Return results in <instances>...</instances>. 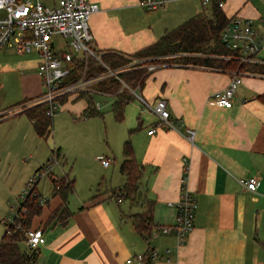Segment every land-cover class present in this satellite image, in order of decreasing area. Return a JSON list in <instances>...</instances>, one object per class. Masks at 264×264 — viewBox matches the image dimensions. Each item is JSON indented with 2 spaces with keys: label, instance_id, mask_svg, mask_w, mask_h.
<instances>
[{
  "label": "crops",
  "instance_id": "1",
  "mask_svg": "<svg viewBox=\"0 0 264 264\" xmlns=\"http://www.w3.org/2000/svg\"><path fill=\"white\" fill-rule=\"evenodd\" d=\"M31 1L55 6L59 0ZM93 1L99 10L90 16L89 24L101 51L134 53L184 21L170 29L142 25L130 13L142 11L138 0ZM263 4L264 0H228L223 10L228 17L250 18L264 35ZM52 42L57 52L68 48V38L55 35ZM257 57L264 59V43ZM38 63L34 50L21 52L11 44L0 47V110L12 109L24 99H36L44 91ZM147 73L142 95L149 101L165 98L180 126L179 130L157 128L150 134L155 115L142 109L132 96L124 106L123 117L132 127L134 155L143 166V194L147 203L153 204L151 235L140 233L130 217L148 204H133L130 199L125 203V197L118 194V203L111 201L126 180L120 171L122 180L117 186L110 183L105 190L80 198V204L73 207L68 199L70 214L63 220H50L62 203L60 195L53 194L52 184L51 198L44 196L47 201L30 226L42 228L46 238L36 248L34 264H126L127 258L138 253H147V264H264V102L259 97L264 94V75L244 72L233 105L227 108L216 105L211 95L228 85L229 71L173 61ZM114 85L112 80L97 82L92 93L68 96L60 109L82 113L88 105L86 96H91L95 108L96 103L102 108L106 100L96 97L116 99L119 93H112ZM133 108L135 112H131ZM187 128L195 130L193 141L187 137ZM47 174L51 179L52 166ZM251 176L259 179L257 192L240 183ZM184 177L197 207L194 228L180 241L173 227L174 204L181 198ZM162 225L172 228L164 232L158 228ZM151 250L158 256H149Z\"/></svg>",
  "mask_w": 264,
  "mask_h": 264
},
{
  "label": "built area",
  "instance_id": "2",
  "mask_svg": "<svg viewBox=\"0 0 264 264\" xmlns=\"http://www.w3.org/2000/svg\"><path fill=\"white\" fill-rule=\"evenodd\" d=\"M176 0H138V5L145 10L165 8ZM205 6L217 4L224 8L228 0H200ZM99 10V4L93 0H59L55 6L43 5L40 1L31 0H0V47L11 44L21 52L36 51L39 56L38 74L44 91L36 97V102L47 104V114L54 115L62 107L63 97L91 92L94 84L104 80H112L118 87L110 92L125 93L135 97L144 110H150L156 117L154 125L148 130L152 134L157 128L179 130L180 126L171 115L168 101L158 98L149 101L142 95V81L133 83L129 76L138 69L152 72L165 62L161 57H143L132 53H124L128 61L112 63L104 59L103 53L96 47L94 36L89 24L90 16ZM68 38V48L57 52L52 42L53 36ZM224 44L239 51L243 61L264 60L257 57L264 43V35L254 28L250 18L234 14L224 26L221 33ZM94 60V61H92ZM94 66V67H92ZM242 81V73L234 72L228 85L221 91L214 92L213 102L221 107H231L238 85ZM99 93H102L99 90ZM101 104L96 103V108ZM187 137L193 141L195 130L187 128ZM58 160V159H57ZM105 166L109 159L102 157ZM39 170L38 177L48 173L51 163ZM32 177L30 182L35 179ZM182 194L174 205L177 209L173 227L180 241H183L194 228V213L197 207L196 198L187 189L185 177L182 181ZM240 183L249 191L257 192L259 179L256 176L240 179ZM59 187V186H58ZM120 200V198H118ZM47 198L41 196L39 202L45 204ZM22 213L17 209L7 220V231L10 226L21 227ZM164 232L170 231L171 225L158 227ZM46 238L40 227H29L24 230V243L31 250L44 244ZM149 256L157 257L158 253L151 250ZM147 253H138L126 259V264H147Z\"/></svg>",
  "mask_w": 264,
  "mask_h": 264
},
{
  "label": "rangeland",
  "instance_id": "3",
  "mask_svg": "<svg viewBox=\"0 0 264 264\" xmlns=\"http://www.w3.org/2000/svg\"><path fill=\"white\" fill-rule=\"evenodd\" d=\"M204 8L200 0H178L158 10L141 8L142 11L130 13L139 24L170 29ZM171 11L174 13L170 14ZM239 71L245 72L244 68ZM96 99L106 100L98 114L83 116L67 107L58 110L53 117V132L47 138L36 132L25 113L10 116L34 105L35 98L27 99L16 108L0 110V115L6 116L0 122V239L7 229V220L14 215L33 184L36 183L43 196L51 198L49 175L38 177L39 171H36L41 166L48 169L47 165L51 163L54 174L69 173L75 178V191L69 195L71 207L80 204V198L105 190L110 183L113 186L120 184L119 165L123 159L124 142L132 138V127L127 125L126 117L118 120L114 116V97L98 95ZM79 101L84 104L83 100ZM53 148H60L59 158L52 153ZM100 157L109 159L110 166H104ZM34 175L35 179L30 182ZM115 195L111 196V201L118 203ZM122 199L129 203L127 198ZM143 204L147 206L148 203L145 200ZM23 242L21 247L26 249Z\"/></svg>",
  "mask_w": 264,
  "mask_h": 264
},
{
  "label": "trees",
  "instance_id": "4",
  "mask_svg": "<svg viewBox=\"0 0 264 264\" xmlns=\"http://www.w3.org/2000/svg\"><path fill=\"white\" fill-rule=\"evenodd\" d=\"M229 18L223 8L217 4L205 7L200 12L190 16L178 26L165 31L156 41L146 45L140 50L132 53L143 57H161L163 62L179 61L185 65H202L213 69L224 71H236L244 68L245 72H254L264 75V60H247L243 61L239 55V51L234 48L227 47L221 37L224 26L229 22ZM180 54V55H179ZM105 60L117 63H125L128 61L127 56L116 50H105L103 53ZM148 76L146 69H138L132 72L129 79L133 83H137ZM115 89L118 85L115 83ZM116 97L112 112L116 119L122 120L124 116V106L132 99L130 95L119 93ZM264 102V94L259 95ZM87 106L81 113L83 116H91L98 114L99 111L93 106L91 96L85 97ZM67 97L61 99L65 102ZM14 104L11 108H16L22 102ZM47 104L36 102L27 108L16 112L13 115L25 113L36 132L42 137H49L53 132V117L48 115ZM5 115H0V122ZM52 153L56 158L61 156L60 148H53ZM51 158L48 159L50 161ZM42 166L37 168L39 171ZM120 172L125 175L126 180L117 191L113 194H118L130 199L133 204H142L145 202V195L141 186V177L143 166L136 160L134 155L132 141L126 139L123 146V159L119 165ZM53 184V194H59L62 203L51 214L50 220L58 217L59 220L66 219L70 214L67 207L69 195L75 191V178L69 177L67 173L60 177L51 174ZM59 186V187H58ZM41 197L40 192L36 190V184L31 186L30 190L24 196L23 200L17 208L21 213V227L17 228L11 225V231H4L0 239V264H34L37 257V249H23L21 243L24 241V230L31 226L32 219L35 215L42 211V205L39 202ZM142 200V201H141ZM153 204L149 201L148 207L142 212H136L130 215L135 228L146 236L151 235L153 223L152 208Z\"/></svg>",
  "mask_w": 264,
  "mask_h": 264
}]
</instances>
